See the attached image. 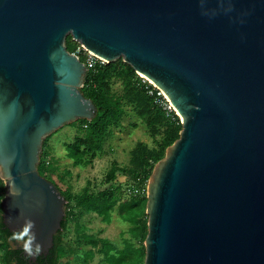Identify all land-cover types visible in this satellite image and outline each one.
<instances>
[{
  "label": "water",
  "instance_id": "water-1",
  "mask_svg": "<svg viewBox=\"0 0 264 264\" xmlns=\"http://www.w3.org/2000/svg\"><path fill=\"white\" fill-rule=\"evenodd\" d=\"M122 60L181 124L146 187L143 264H264V0H0L1 220L47 256L66 200L43 142L97 110L67 37ZM34 235V240H32Z\"/></svg>",
  "mask_w": 264,
  "mask_h": 264
},
{
  "label": "trees",
  "instance_id": "trees-1",
  "mask_svg": "<svg viewBox=\"0 0 264 264\" xmlns=\"http://www.w3.org/2000/svg\"><path fill=\"white\" fill-rule=\"evenodd\" d=\"M65 46L72 54L77 43L68 36ZM79 61L82 63L84 59L79 57ZM116 85L119 86V90L114 88ZM81 93L86 99L92 101L97 113L91 122L78 120L70 124L77 129V135L70 144L65 146V150L74 168L90 166L97 155L104 153V148L112 137L113 129L121 126L125 116V106L132 109L141 124L148 130L154 146L149 148L137 142L130 151L128 166L121 170L131 183L127 195L120 187L111 185L116 181L118 172L115 163L106 175V183L109 185L104 190L92 193L87 186L79 193L73 194L67 186L65 191H62L52 179L56 174V167L43 146L38 173L52 182L67 202L65 220L61 223L62 231L54 237V249L48 264H56L67 255L61 245L62 238L71 224L75 227L78 245L91 247L87 251L89 256L84 261L77 260L75 257L78 264H87L95 254L101 256V264H143L145 256L143 243L147 235L145 214L147 183L155 165L164 158L166 149L179 138L180 120L173 111L163 109L160 104L165 101L161 95H158L159 92L147 82L143 83L133 69L122 60L98 67L95 71L89 70ZM49 138L47 137L43 143ZM65 175L69 173L66 172ZM57 179L60 184H64V176H57ZM4 191V183L0 180V264H27L22 258L21 250L11 249L9 241H14L15 235L19 237L17 239L25 243L28 236L24 233L11 234L2 224L1 201ZM88 214L95 215L105 224H110L115 214L121 222L129 226L127 231L129 239L122 240L121 249L107 240L87 235V229L79 224V219ZM37 261L39 262L40 259ZM63 264H71V262Z\"/></svg>",
  "mask_w": 264,
  "mask_h": 264
},
{
  "label": "rangeland",
  "instance_id": "rangeland-1",
  "mask_svg": "<svg viewBox=\"0 0 264 264\" xmlns=\"http://www.w3.org/2000/svg\"><path fill=\"white\" fill-rule=\"evenodd\" d=\"M139 78L142 76L138 75ZM146 81V80H145ZM115 89L119 90L116 85ZM166 100L165 98H163ZM167 102V101H166ZM125 116L121 126L113 129L112 137L104 148V153L97 155L92 164L87 167L74 168L71 161L66 156L65 146L73 141L77 135V129L70 125H65L56 132L50 135V138L43 143L44 151L48 153L56 167V174L52 179L58 184L62 191H65L69 186L73 194L79 193L83 188L89 187L92 193H97L108 187L106 183V175L111 169L113 163L117 165L116 181L111 185L120 187L127 195L130 191L131 183L122 173V169L128 166L129 153L134 148L137 142H141L149 148H152L153 142L148 130L141 124L130 107L125 106ZM42 146V148H43ZM69 175H65V173ZM57 176H64V184L58 182ZM79 224H82L87 229V235L93 236L96 239L107 240L118 249L122 248V240L129 239L127 231L129 226L123 223L114 214L110 224H105L100 218L93 214L84 215L79 219ZM20 241V239H17ZM61 247L65 250V257L58 260L56 264H63L70 261L71 264H78L76 261L87 259L91 247L79 246L77 243V234L73 224L68 226V231L62 238ZM11 249L15 246L10 245ZM18 248H21L19 246ZM71 253L69 254V252ZM69 254V256H68ZM55 255V254H54ZM56 256V255H55ZM77 260H75L76 258ZM101 256L95 254L93 259L87 264H101ZM85 264V263H80Z\"/></svg>",
  "mask_w": 264,
  "mask_h": 264
},
{
  "label": "built area",
  "instance_id": "built-area-1",
  "mask_svg": "<svg viewBox=\"0 0 264 264\" xmlns=\"http://www.w3.org/2000/svg\"><path fill=\"white\" fill-rule=\"evenodd\" d=\"M72 55H75L78 59H79V57H82L84 59V62H82V63L86 67L87 72L89 70L95 71L96 68L103 67V66H105L107 64V62H105L101 58H99V57H97V56L89 53L88 51H86L79 44H77V47H76L74 53H72ZM142 82L144 83V82H147V81H145V79H142ZM158 95H161L164 98V96L160 92H159ZM164 101H165V103H161L160 104L163 107V109L166 110V111H173L172 108H171V106L169 105L168 101L167 100H164Z\"/></svg>",
  "mask_w": 264,
  "mask_h": 264
},
{
  "label": "flooded vegetation",
  "instance_id": "flooded-vegetation-1",
  "mask_svg": "<svg viewBox=\"0 0 264 264\" xmlns=\"http://www.w3.org/2000/svg\"><path fill=\"white\" fill-rule=\"evenodd\" d=\"M9 244L10 245L13 244L15 246L14 250H21V253H23L22 252V246L25 244L23 241H21V240L17 241V238H16L14 241H9ZM19 246H21V248H18ZM53 249H54V247H53ZM53 249L49 252V254L47 256H41V257L37 256L35 262H33V263L28 262L29 256L23 257V254H22V258H23V260H25V262L27 264H41L42 262H44V264H48V260L52 256L51 252L53 251ZM37 259H40V261L38 262Z\"/></svg>",
  "mask_w": 264,
  "mask_h": 264
},
{
  "label": "clouds",
  "instance_id": "clouds-1",
  "mask_svg": "<svg viewBox=\"0 0 264 264\" xmlns=\"http://www.w3.org/2000/svg\"><path fill=\"white\" fill-rule=\"evenodd\" d=\"M31 228V222L29 221L28 223H26L24 229H23V233L24 235H27L29 233V229ZM13 238H19L17 236H13ZM32 240H34V235H32ZM40 246L39 245H36L35 246V249H34V252H33V249L32 247H30L29 244H25V251L28 252L29 255H32V254H38L40 252Z\"/></svg>",
  "mask_w": 264,
  "mask_h": 264
}]
</instances>
